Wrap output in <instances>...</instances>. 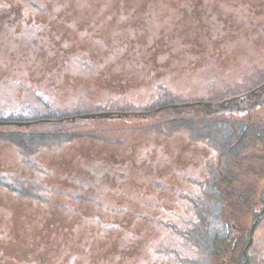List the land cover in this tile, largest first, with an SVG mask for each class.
Instances as JSON below:
<instances>
[{
    "label": "rangeland",
    "instance_id": "374dc122",
    "mask_svg": "<svg viewBox=\"0 0 264 264\" xmlns=\"http://www.w3.org/2000/svg\"><path fill=\"white\" fill-rule=\"evenodd\" d=\"M6 2L15 9L0 14V118L46 121L21 131L0 127V176L9 174L14 186L30 170L37 180L24 182L38 192L25 190L31 195L26 200L0 192V203L11 204L0 206V264H188L197 253L190 207L210 202V195L197 197L195 176L210 155L231 167L229 184L242 183L236 188L245 192L246 202L233 211L239 221L233 224L243 231L239 240L227 226L229 245L242 251L251 212L264 204L247 196L260 191L264 180L253 175L260 164L256 144L229 146V134L240 138L246 123L241 109L228 115L172 108L152 118H62L117 113L122 103L152 106L168 98L177 102L180 95L219 101L248 91L238 82L264 68V0ZM160 82L172 92L160 90ZM259 107L264 114V99ZM46 116L60 122L50 127ZM173 117L178 122H167ZM219 129L226 130L225 138ZM32 134L35 140L23 138ZM102 135L97 142L88 138ZM95 161L100 170L94 177L70 179L82 177L79 173ZM41 170L47 173V190L38 188ZM75 188L80 199L71 195ZM160 221L171 230L184 221L186 237L171 232L170 242ZM150 243L159 248L156 254ZM168 252L178 260L163 258ZM248 252L249 264L264 259V215ZM231 259V253L218 252L215 264Z\"/></svg>",
    "mask_w": 264,
    "mask_h": 264
},
{
    "label": "trees",
    "instance_id": "16d2710c",
    "mask_svg": "<svg viewBox=\"0 0 264 264\" xmlns=\"http://www.w3.org/2000/svg\"><path fill=\"white\" fill-rule=\"evenodd\" d=\"M3 1L6 2V0H3ZM3 1H0V12H9V13L13 12L15 8H12L10 4L6 5L7 2L5 3ZM263 74H264V68H263V71H259V72L256 71L250 75L249 74L245 75L244 76L245 79H243L242 83L245 85L246 88L249 87V89H253L254 87L261 85L259 84V81L261 79H262V83H264ZM256 84H259V85L252 87L253 85H256ZM262 92L264 93V89L262 90ZM256 99L258 100V98ZM170 100L171 98H168L166 102ZM188 109H192V108H188ZM169 114H172V112H170ZM51 116L53 117V115ZM54 117L56 118V116ZM204 119L205 117L203 116L201 120H204ZM54 120L55 119H52L51 121H54ZM166 120L167 122L170 121L172 123L178 122V120H174V117L170 120L168 119ZM205 120L212 121L211 118H207ZM219 121H221V119H219ZM249 122L256 123V124L259 123L260 122L259 114L256 112L253 115V119L250 120ZM223 132H226V130L219 129L218 133L220 134L222 138H225L226 134H224ZM232 135H233V139L239 140V142L237 143H241V141L244 140L242 131H241L240 138H237L236 137L237 135L233 133ZM18 137H20V135H18ZM24 137H28V138L31 137L32 139L35 138L33 136H26V135H24L23 138ZM89 138L92 139V137H89ZM229 146H231L230 147L231 150H235L238 148L237 147L238 144L236 145L229 144ZM229 169H231V167L227 166L225 163L218 167H215L212 165L210 168V171L212 173V177L208 179L210 183L207 188L201 189V192L203 195L204 194L210 195L207 197L210 200V202L206 203L205 206H200L198 209H196V212H197L196 215H199V220L195 218L191 221L193 224L192 230L194 232L192 241H194V244L196 245L197 253H195L194 255L195 259L192 258L191 261L188 262V264H215L218 252L222 250V247L225 246V247H228V249L230 247L229 242H228V236L225 233V225L229 223V221L231 222V219H236L234 217L233 211L235 212L238 209V206L241 205L243 202H246V200H243L245 199V192L239 191L236 188V187L242 186V183L239 180H235L233 183V186L229 184V179H231V176H229L228 174ZM208 174L210 173L208 172ZM256 191H257V188H255L254 190L255 193H251L250 195L247 196L248 200L253 201V199L255 198H260L262 202L264 200V193L260 191L256 193ZM235 204L238 206H234ZM194 211H195V208H194ZM256 214H257V211H255V208H254L251 212L252 218H255ZM200 215H202V217H200ZM230 253H231V258H232L231 264H243L242 254L241 252H239V250H237L234 247L230 249ZM259 264H264V259H261Z\"/></svg>",
    "mask_w": 264,
    "mask_h": 264
},
{
    "label": "flooded vegetation",
    "instance_id": "af4514ba",
    "mask_svg": "<svg viewBox=\"0 0 264 264\" xmlns=\"http://www.w3.org/2000/svg\"><path fill=\"white\" fill-rule=\"evenodd\" d=\"M263 89H264V87H262V89L259 90V92L254 93L251 96V99L248 98V100H244L242 103H240V102L236 103L237 108L241 109L242 113L247 114L248 120H250L252 118V113H255V112L259 113L260 112L262 114V112L260 110L261 108L259 106H260L261 100L264 99V93L262 92ZM252 97H255V98H252ZM256 98H258V100ZM258 104H259V106L256 107V105H258ZM262 115H264V114H262ZM243 135L246 138H249L252 135L257 137V138H253V139H247L246 142L250 141V142H252V144H257L256 145L257 161H259L261 163V167H258L256 170H253V175L255 177H259V178H262L264 180V122H259L257 124L256 123H247L246 125H244ZM248 150L251 152L250 157H253V155L255 153L254 145H251ZM261 187L264 188V182L262 183ZM256 203L258 204V206H261V199L257 198ZM263 206H264V204H263ZM1 254H2V252L0 251V255ZM0 260H2V258H0ZM19 264H21V263H19Z\"/></svg>",
    "mask_w": 264,
    "mask_h": 264
},
{
    "label": "water",
    "instance_id": "95a60500",
    "mask_svg": "<svg viewBox=\"0 0 264 264\" xmlns=\"http://www.w3.org/2000/svg\"><path fill=\"white\" fill-rule=\"evenodd\" d=\"M244 96H248V94L242 95L241 97H234V98H231V99H227V100H225V101H223V102H221V103H219V104H220L221 106H223L225 103H232V102H235V101L241 99V98L244 97ZM100 115H108V114H107V113H103V114H100ZM84 116H86V115H83L82 117H84ZM91 116H92V115H91ZM17 124H22V123H17ZM258 221H259V217H258V218L252 223V225H251V227H250V230H249V240H248L247 245H246V247H245V249H244V253H246V249H247V247L249 246V244H250L251 241H252V234H253L254 228H255V226H256V224H257Z\"/></svg>",
    "mask_w": 264,
    "mask_h": 264
},
{
    "label": "bare ground",
    "instance_id": "6f19581e",
    "mask_svg": "<svg viewBox=\"0 0 264 264\" xmlns=\"http://www.w3.org/2000/svg\"><path fill=\"white\" fill-rule=\"evenodd\" d=\"M262 88L260 89H257L256 91L259 92V90H261ZM244 100H239L240 103H242Z\"/></svg>",
    "mask_w": 264,
    "mask_h": 264
}]
</instances>
